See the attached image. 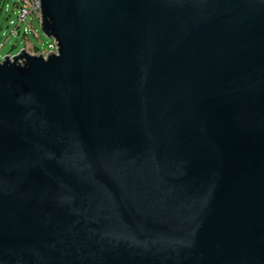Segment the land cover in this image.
<instances>
[{
	"label": "water",
	"instance_id": "95a60500",
	"mask_svg": "<svg viewBox=\"0 0 264 264\" xmlns=\"http://www.w3.org/2000/svg\"><path fill=\"white\" fill-rule=\"evenodd\" d=\"M54 53L0 62V264H264V0H40Z\"/></svg>",
	"mask_w": 264,
	"mask_h": 264
},
{
	"label": "rangeland",
	"instance_id": "374dc122",
	"mask_svg": "<svg viewBox=\"0 0 264 264\" xmlns=\"http://www.w3.org/2000/svg\"><path fill=\"white\" fill-rule=\"evenodd\" d=\"M15 12L13 0L0 1V44H4L0 50V59L6 55L13 56L22 49L31 55L54 53L55 47L48 48V43H53V40L42 33L38 19L31 21L33 32L30 31L26 37L23 34L26 23L22 24L18 34L12 33L17 24Z\"/></svg>",
	"mask_w": 264,
	"mask_h": 264
},
{
	"label": "built area",
	"instance_id": "2783aa9c",
	"mask_svg": "<svg viewBox=\"0 0 264 264\" xmlns=\"http://www.w3.org/2000/svg\"><path fill=\"white\" fill-rule=\"evenodd\" d=\"M1 2L4 0H0ZM8 1V0H5ZM14 7L16 8V20L17 24L14 28V32L17 34L19 33V29L22 26V24L26 23V25L23 28V34L26 37L28 33L31 31L33 32L31 21L35 18L39 20V24H41V7L37 6V0H13ZM28 22V23H27ZM13 24V22H11ZM4 47V44H0V50ZM50 47H55L56 51V44L51 43L49 45ZM9 56V55H6ZM4 58L0 59V62Z\"/></svg>",
	"mask_w": 264,
	"mask_h": 264
},
{
	"label": "bare ground",
	"instance_id": "6f19581e",
	"mask_svg": "<svg viewBox=\"0 0 264 264\" xmlns=\"http://www.w3.org/2000/svg\"><path fill=\"white\" fill-rule=\"evenodd\" d=\"M37 6L40 7V0H37Z\"/></svg>",
	"mask_w": 264,
	"mask_h": 264
},
{
	"label": "trees",
	"instance_id": "16d2710c",
	"mask_svg": "<svg viewBox=\"0 0 264 264\" xmlns=\"http://www.w3.org/2000/svg\"><path fill=\"white\" fill-rule=\"evenodd\" d=\"M51 43H48V48H49V45H50Z\"/></svg>",
	"mask_w": 264,
	"mask_h": 264
}]
</instances>
